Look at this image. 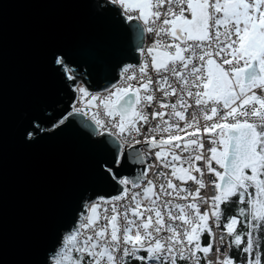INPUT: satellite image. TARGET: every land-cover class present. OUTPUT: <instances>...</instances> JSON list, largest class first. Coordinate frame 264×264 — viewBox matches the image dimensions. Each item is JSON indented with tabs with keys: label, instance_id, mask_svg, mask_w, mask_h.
<instances>
[{
	"label": "snow or ice",
	"instance_id": "obj_1",
	"mask_svg": "<svg viewBox=\"0 0 264 264\" xmlns=\"http://www.w3.org/2000/svg\"><path fill=\"white\" fill-rule=\"evenodd\" d=\"M54 2L81 7L87 35L45 45L53 87L12 133L73 130L87 167L23 261L0 195V264H264V0ZM4 121L0 64V148Z\"/></svg>",
	"mask_w": 264,
	"mask_h": 264
},
{
	"label": "water",
	"instance_id": "obj_2",
	"mask_svg": "<svg viewBox=\"0 0 264 264\" xmlns=\"http://www.w3.org/2000/svg\"><path fill=\"white\" fill-rule=\"evenodd\" d=\"M0 14L5 121L0 148V195L7 251L13 260L29 258V246L48 203L84 174L87 154L73 130L44 138L33 147L18 144L12 129L19 113L48 94L53 85L42 52L52 41L72 44L87 35V17L78 6L54 0H3ZM111 32L104 43L117 46ZM86 119V118H84ZM76 127L78 121L74 120Z\"/></svg>",
	"mask_w": 264,
	"mask_h": 264
}]
</instances>
